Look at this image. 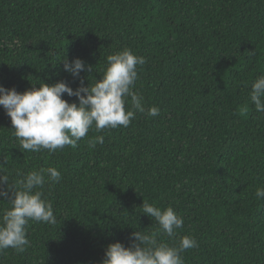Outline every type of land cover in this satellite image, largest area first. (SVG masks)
Listing matches in <instances>:
<instances>
[{
	"label": "trees",
	"instance_id": "trees-1",
	"mask_svg": "<svg viewBox=\"0 0 264 264\" xmlns=\"http://www.w3.org/2000/svg\"><path fill=\"white\" fill-rule=\"evenodd\" d=\"M125 48L143 56L134 91L145 113L128 127L95 126L77 147L20 148L0 106V173L11 186L55 167L46 182L56 223L30 220L23 252L0 264H100L106 247L130 244L133 231L155 232L143 201L183 217L176 236L198 247L184 264H264V113L250 100L264 75V0H0V85L23 92L65 81L75 90L101 79L107 57ZM92 71L79 78L63 59ZM64 99L78 102L76 97ZM156 106L160 114L147 115ZM131 98L126 108H131ZM103 136V144L89 140ZM11 203L0 197V215Z\"/></svg>",
	"mask_w": 264,
	"mask_h": 264
},
{
	"label": "clouds",
	"instance_id": "clouds-1",
	"mask_svg": "<svg viewBox=\"0 0 264 264\" xmlns=\"http://www.w3.org/2000/svg\"><path fill=\"white\" fill-rule=\"evenodd\" d=\"M145 63V57L125 48L107 57V66L101 79L88 86L81 80L75 90L65 81L54 84L43 82L39 87L32 84L23 92H18L15 87L0 85V106L10 117L12 130L21 149L55 152L65 146L75 148L93 125L97 132L106 128L128 127L137 112L145 113L143 96L134 91L139 79L138 66ZM63 69L79 78L81 72H91L92 66L86 65L81 58L69 61L65 57ZM64 94L76 97L78 102L70 103L63 98ZM129 97L132 107L126 108ZM250 100L257 112L264 113V75L253 81ZM159 114L160 109L156 106L147 109L148 116ZM103 142V136L89 140L92 147ZM61 178V172L50 166L25 174L16 185L11 186V197L8 191L0 188V197L11 203V208L0 215V252L9 248L17 252L25 250L29 244L26 226L30 220L56 223L51 202L44 199L42 191L37 189H42L46 182L59 183ZM7 184V177L0 173V185ZM256 197L264 200V186L256 189ZM141 207L142 213L156 222L158 230L133 231L128 246L120 241L110 243L100 264H184L183 253L198 247L194 237L185 235L178 243L172 244L158 239L161 234L175 237L176 230L183 227V217L172 206L161 209L143 201Z\"/></svg>",
	"mask_w": 264,
	"mask_h": 264
}]
</instances>
